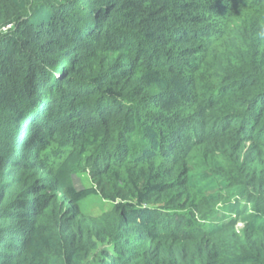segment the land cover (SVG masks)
Segmentation results:
<instances>
[{"label":"trees","instance_id":"16d2710c","mask_svg":"<svg viewBox=\"0 0 264 264\" xmlns=\"http://www.w3.org/2000/svg\"><path fill=\"white\" fill-rule=\"evenodd\" d=\"M262 27L264 0H0V264H264Z\"/></svg>","mask_w":264,"mask_h":264},{"label":"rangeland","instance_id":"374dc122","mask_svg":"<svg viewBox=\"0 0 264 264\" xmlns=\"http://www.w3.org/2000/svg\"><path fill=\"white\" fill-rule=\"evenodd\" d=\"M64 61L56 63V68H59L63 65ZM85 174L80 172L79 166L77 164V160L75 157L69 158L65 164L63 165L62 169L57 175L56 187H78L81 183L85 181ZM59 189V188H58ZM241 224H238L237 229L241 228Z\"/></svg>","mask_w":264,"mask_h":264},{"label":"clouds","instance_id":"9594fccd","mask_svg":"<svg viewBox=\"0 0 264 264\" xmlns=\"http://www.w3.org/2000/svg\"><path fill=\"white\" fill-rule=\"evenodd\" d=\"M261 38H264V27H262L258 33Z\"/></svg>","mask_w":264,"mask_h":264}]
</instances>
